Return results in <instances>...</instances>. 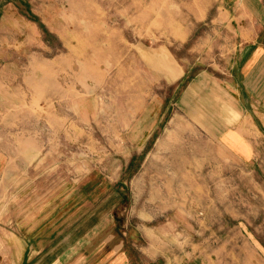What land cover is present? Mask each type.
<instances>
[{"label":"rangeland","instance_id":"1","mask_svg":"<svg viewBox=\"0 0 264 264\" xmlns=\"http://www.w3.org/2000/svg\"><path fill=\"white\" fill-rule=\"evenodd\" d=\"M232 14L222 0H0V264H66L55 256L112 215L132 247L178 217L172 264H264V130L246 162L209 136L246 125L213 88L234 63Z\"/></svg>","mask_w":264,"mask_h":264},{"label":"crops","instance_id":"2","mask_svg":"<svg viewBox=\"0 0 264 264\" xmlns=\"http://www.w3.org/2000/svg\"><path fill=\"white\" fill-rule=\"evenodd\" d=\"M222 2L225 7L233 9L231 24L233 27L237 26V41L235 59L228 71V77L225 79L219 77L213 88L233 101L234 111L239 114L240 119L245 120L246 125L253 128V133H250L252 130L247 129L244 123L236 122L238 124L235 123V128L220 129L218 135L213 130L212 133L215 135L210 132L209 136L216 137L219 150L229 152L246 162L252 154V149L256 147L253 135L258 136L264 130V0H222ZM210 141L200 138L199 145L195 149L198 155L202 156L204 164L207 157L205 152L211 151V148H207V145L211 146ZM112 217L97 218L94 223L99 222L97 228L103 227V229L96 236L89 237L90 232L85 234L82 232V236L75 239L85 240L87 237V240H90L88 247L81 250L61 251L55 257L61 259V263L62 259L68 257L66 264H134L131 255L134 248L146 263L172 264L169 252L173 254L174 246L176 245L175 249L179 247L177 241L175 244L173 239L179 228L178 217L166 218L160 224L153 226L145 224L140 229L141 243L135 242L133 247L130 244L127 246L128 232H121ZM43 257L46 258L47 254ZM192 259L189 258L188 263L185 264H191ZM194 261L198 263V260Z\"/></svg>","mask_w":264,"mask_h":264},{"label":"bare ground","instance_id":"3","mask_svg":"<svg viewBox=\"0 0 264 264\" xmlns=\"http://www.w3.org/2000/svg\"><path fill=\"white\" fill-rule=\"evenodd\" d=\"M136 2V1H135ZM90 14V13H89ZM88 14V15H89ZM104 30V29H103ZM174 34V33H173ZM159 64L160 66L164 69V70H167L166 73L167 74H171L172 75V72L173 70L175 69V65L170 62L169 60H165L164 58H160L159 59ZM155 65V64H154ZM159 71V70H158ZM91 119V117H90ZM136 130V129H135ZM184 130V129H183ZM187 130V129H186ZM227 141V140H226ZM231 141V140H230ZM231 144V143H230ZM168 148V147H167Z\"/></svg>","mask_w":264,"mask_h":264}]
</instances>
